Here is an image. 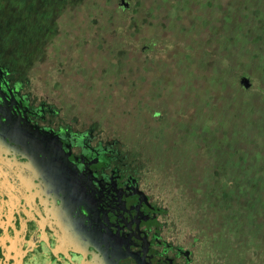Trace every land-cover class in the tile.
Listing matches in <instances>:
<instances>
[{
    "label": "rangeland",
    "instance_id": "1",
    "mask_svg": "<svg viewBox=\"0 0 264 264\" xmlns=\"http://www.w3.org/2000/svg\"><path fill=\"white\" fill-rule=\"evenodd\" d=\"M163 1L164 4L168 3L167 0ZM180 1L173 16H167L162 5L156 8L159 12L152 10L155 4H161L160 0H140V4L137 0H126L130 4V10L123 9L122 0H0V60L8 64L12 76L23 74L29 77L36 84L38 92L47 97V102L53 98L52 92L56 87L68 90V75L58 76L56 67L62 64L60 62H65L69 70L74 65L85 67L86 75L93 71L90 69L93 67H97L99 72L109 69L106 74L101 75L113 79L106 81L107 84L103 83L108 86L116 78H121L118 70L120 49H127V41H133V38L127 36L126 26L130 19L133 21L137 18L146 31L139 39L145 37L152 41L156 33L162 31L164 37L179 40L175 42L181 46L180 50L185 48L182 54H186L180 55L177 63L170 66V62L167 63L169 59L165 58L170 45L165 48L151 47L147 58L149 70L153 67L152 60L156 63L154 75L151 71L138 69V76L144 82V93L148 92L146 94L149 96L152 86L167 78V69H173L171 85H167V88L165 86V90L164 84L161 87L162 95L157 99L160 106L151 103L154 106L152 110L163 111L160 108L162 103V107L169 110L160 125L179 117L180 126L169 129L167 122L162 126V132L155 126L159 133L155 131L154 134H162L164 138L169 136L176 141L183 140V150L187 154L178 155L179 149H174L175 157H164L157 151V145L159 149H165L163 144L155 141V164L161 161L167 166L168 163L173 171L181 173L169 162H184L190 166L187 167L190 170L192 165L203 168L214 163L215 160L209 156L196 158L192 153L193 141L198 144L192 134L202 124L211 126L216 138H221L224 132L219 125L222 124L230 135V127L240 124L236 136V143L241 145L240 153L255 150L256 145L250 147L252 143L245 136L250 140H259V131L251 119L253 114L264 113V0ZM165 10L170 12L171 7L165 6ZM170 23H173L172 29ZM121 41L124 42L123 45H119ZM139 47L141 50V46ZM174 56L177 57V53ZM141 62L132 64L142 67ZM128 72L132 78L136 76L134 69ZM69 77H74L72 71ZM243 78L249 79L250 88L246 89L242 84ZM167 89L169 93L165 95ZM76 91L79 92L77 87ZM109 91L110 97L98 95L101 97L98 101L83 98L76 101L79 103L78 107L90 114L98 109V124L116 132L119 150L123 153L136 152L133 150L136 143L134 138L138 132L145 133L142 128L144 125L137 127L140 121L147 119V113L141 112L138 115L140 123L137 122L134 118L137 112L133 111V114L129 111L128 105H118L119 100L111 99L112 95L118 99V92ZM127 94L133 97L128 92ZM252 100L256 104L254 109L253 104L249 105ZM259 119L264 121L262 116ZM220 142L216 140L214 143L219 145ZM167 143L164 139V144ZM181 156L188 157L182 159ZM154 167L155 170L151 171V179L157 184L154 194L158 199L161 198L180 231L199 234L204 229L210 239L204 235L199 237L203 254L212 264H231L227 262L228 255L220 253L212 236L220 224L205 221L202 213L191 206L192 197L185 195L173 176L170 173L166 175L160 164ZM167 176L172 177L169 180ZM232 258L236 259L231 252L229 259Z\"/></svg>",
    "mask_w": 264,
    "mask_h": 264
},
{
    "label": "flooded vegetation",
    "instance_id": "2",
    "mask_svg": "<svg viewBox=\"0 0 264 264\" xmlns=\"http://www.w3.org/2000/svg\"><path fill=\"white\" fill-rule=\"evenodd\" d=\"M60 63L68 90L47 102L0 60V264H212L148 167L78 107L98 101V68Z\"/></svg>",
    "mask_w": 264,
    "mask_h": 264
},
{
    "label": "trees",
    "instance_id": "3",
    "mask_svg": "<svg viewBox=\"0 0 264 264\" xmlns=\"http://www.w3.org/2000/svg\"><path fill=\"white\" fill-rule=\"evenodd\" d=\"M137 1L138 4H140V0ZM160 2L161 4H155L152 10L159 12L156 8H158V5H162L161 7L163 8L164 13L168 14L167 16H173L178 8L177 5L180 4L181 1L167 0L168 3L166 4H164L163 0H160ZM172 2L174 3L172 4ZM124 3L128 4V6L125 7ZM124 3L122 0L123 9H129L130 4L127 3L126 0H124ZM165 6L171 7V13L169 10H165ZM23 8L24 6H22V11ZM170 28H173V23H170ZM144 29L145 26H143L137 18L133 21L130 19V22H128L126 26V30L128 31L127 36L133 38V41H127L128 44L126 45L129 46L127 49H120L121 56L119 57L120 62L118 63V70L121 74V78H116V81L119 80V82L114 81L108 83L109 85L107 86L103 83L107 84L106 81L113 79L101 75L106 74L109 69L102 70L101 72L98 71V95L110 97L111 94L109 90H112L113 92L117 91L119 98L115 99L112 95L111 99L119 100L118 105H128L129 111L132 113L133 111L135 113L137 112V114L133 113L137 122H139L138 115H141V112H145V114L147 113V119L140 121L142 124L139 122L140 124L137 127L141 128V125H144L142 128L145 130L146 136L145 133L138 132L134 138V142L136 143L133 150L136 152H128L131 156L142 160L143 164L150 170L151 176V171H153V169L155 170L154 166L160 164L163 167L162 169L165 174L168 175L170 173L173 176L175 183H177V186L182 187V190L186 193L185 195L188 196V198L192 197V202L190 203L191 206L202 213L201 215L205 218V221H213L220 224L217 227L215 225L216 231L213 232L212 236L220 253L228 255L226 256L228 258L227 262L231 264H264V121L259 119L261 116L264 118V113L261 115H259L260 113L253 114V119H251L256 130L259 131V140H256L254 137V139L250 140L249 137L245 136V138L252 143L250 147L256 145L255 150H249L248 153H246V151L240 153L239 150L241 145L236 143V136L238 135L240 124L236 126L232 125L230 127V135L222 124L219 125L218 127L224 131L221 138L215 137V130H213L211 126L202 124L201 128L197 129V131L192 134V137H195L198 142L197 144L193 141L192 153L196 158L209 156L215 160L214 163H209L203 168H201V166L197 167L192 165V170H190L187 168L190 166H187V164L185 165L184 162H174L175 160L169 162L172 167H175V170L179 169L181 173L173 171L168 163L166 164L167 166L161 161L155 164L154 158L156 155L153 156V153L156 151L154 148L155 141L163 144V148L165 149L161 150L157 145V151L164 157H175L174 149H179L178 155L187 154V151L183 150V140L176 141L169 136L164 138L162 134H154L156 131L155 126L158 127L160 132H162V126L167 122V127L169 129H177L180 126L179 117L172 121H166L165 124L160 125L162 118L168 115L169 111L165 106L162 107L163 103L160 107L164 109L163 111L152 110L154 107L152 106L153 103L160 106L157 99L161 98L162 85L164 84V90L165 86L167 88L171 85L170 77L173 69L168 68L166 71L167 78L157 81L156 85L152 86L151 96L146 94L148 92L144 93V85L142 86L144 82L138 76V69H144L145 72L151 71V74L154 75L156 63L152 60L153 67L149 70L150 65L147 58L151 47L158 46L160 48H165L170 45V49L167 54H165V58L169 59L167 63L170 62V66L177 63L176 61L180 58V55L185 56L186 54H182L185 48L180 50L181 46L175 42H179V40L164 37L162 31L161 33H156L153 37L154 40L152 41L146 40L145 37L139 39V36L142 33L143 35L146 34ZM123 44L124 42L122 41L119 43V45ZM136 45L141 46V50L140 47ZM137 47H139V49H137ZM133 48L136 49L133 50ZM141 52H143L142 56ZM175 53H177V57L174 56ZM134 55H138L139 57H134ZM133 62L138 64L141 62L140 66L142 67H138L137 65L133 66ZM132 69L135 70L134 75L136 76L133 75L134 78H132V75L128 72ZM100 87H103L104 89ZM168 91L169 89H167L164 94L166 95V93H169ZM127 92L130 95H133V97L131 98ZM99 98L101 97H98V99ZM255 100H252L251 104H249H253V109L256 105L254 102ZM181 124L183 123L181 122ZM246 124L251 125L248 122H246ZM198 130H200V132H198ZM179 131L181 132L182 129L180 128ZM109 132L110 133H107L108 135L113 133L112 135H109L110 137L117 139L115 131L113 132V130H109ZM163 138L168 141L167 144H164ZM216 140L217 142H223L216 145L214 143ZM117 141H119V139H117ZM199 149H201L200 152ZM181 157L182 159H186L188 156ZM172 176L167 177L170 180ZM159 184H161V182H159ZM201 231V233L198 231L199 234L196 233L199 235L198 237L205 236L208 239L209 237L206 235L205 230L203 229ZM201 251L203 252L202 249ZM231 252L236 259H229Z\"/></svg>",
    "mask_w": 264,
    "mask_h": 264
},
{
    "label": "water",
    "instance_id": "4",
    "mask_svg": "<svg viewBox=\"0 0 264 264\" xmlns=\"http://www.w3.org/2000/svg\"><path fill=\"white\" fill-rule=\"evenodd\" d=\"M123 3H124V0H123ZM124 5H125V7L128 6V4H125V3H124ZM242 84L245 86V88H250V86H251V84L247 78L242 79Z\"/></svg>",
    "mask_w": 264,
    "mask_h": 264
}]
</instances>
